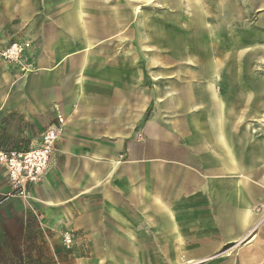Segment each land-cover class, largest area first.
Instances as JSON below:
<instances>
[{"label":"crops","instance_id":"obj_1","mask_svg":"<svg viewBox=\"0 0 264 264\" xmlns=\"http://www.w3.org/2000/svg\"><path fill=\"white\" fill-rule=\"evenodd\" d=\"M20 1V14L29 19L39 2ZM154 1L43 0L47 12L58 16L60 30L53 31L46 45L51 59L74 46L82 49L61 69L76 75L77 91L62 81L61 72L29 75L23 123L28 120L37 126L38 134L31 135L26 147L0 146L4 151L34 148L51 113L64 117L47 171L31 196L45 216L58 215L92 256L136 260L213 254L210 241L218 246L238 243L258 225V235L264 237V125L251 124L254 118L264 122V91H247L243 99L239 95V102L246 104H236L232 91L222 97L214 93L219 62L209 60L198 73L184 66L190 61L187 51L200 40L211 41L220 55L219 48L227 41L222 19L237 17L232 0ZM256 1L247 0L250 7L260 6ZM162 7L174 17L147 16L146 12ZM132 16L138 46L149 53L146 60L155 91L149 95L143 88L141 61L131 47H125L134 37L125 33L117 35L116 46L127 55L123 62L135 82L116 84L119 91H86L84 82L92 74L89 65L98 58L92 50L98 31L121 32ZM238 38L231 44L246 41L252 48L264 47L263 37L239 34ZM159 44L171 47L170 56L180 63L177 70L159 66L154 50ZM172 75L175 81L166 78ZM161 77L167 79L162 84ZM2 81L0 77L1 95ZM130 81L139 87L137 91H131ZM8 107L0 104V119ZM180 111L186 113L184 128L176 126L174 118L169 129L162 126L167 113ZM138 126L142 136L136 137ZM26 134L20 128L17 137L27 138ZM180 137L186 142L185 151L178 149ZM198 241L202 245L195 248ZM262 252L260 257L254 250L247 258L239 256L244 260L240 264H264Z\"/></svg>","mask_w":264,"mask_h":264},{"label":"rangeland","instance_id":"obj_2","mask_svg":"<svg viewBox=\"0 0 264 264\" xmlns=\"http://www.w3.org/2000/svg\"><path fill=\"white\" fill-rule=\"evenodd\" d=\"M158 1L154 2L157 4ZM257 1L260 6L250 7L247 0H232L231 8L237 17L235 20L222 19L223 35L227 41L223 47L219 48L220 55L215 54L211 41L200 40L201 42H197L187 51L190 61L184 65L188 70L198 73V69L209 60L219 62L220 79L215 76L217 81L214 84V93L222 97L225 91H232L234 99L237 100L236 104L238 102L240 105L246 104V100L239 102V95L243 99L247 91H264V47L260 45L252 48L246 41L233 45L230 41L239 42V34L248 38L251 36L264 38V0ZM37 2L39 4L34 6L29 19H25L20 14V8L23 6L20 0H0V49L12 44L26 46L24 52L14 61L6 62L0 59V77L3 79L1 86L4 90L3 95L0 91V104L9 106L6 108L8 112H5L4 118L0 119V146L26 147L31 144V135L38 134L37 126L28 120L26 125L23 123L27 118L25 94L30 91L29 75L49 71L61 72L62 81H66L67 86L77 91L76 75L72 72H63L61 69L66 67L69 60L80 56L82 49L74 46L66 55L51 59L53 55L48 52L46 45L51 38L53 39V31L60 33L57 24L58 16H51L47 12L48 6H43V0H37ZM156 9L157 11L146 12L147 16L174 17L171 14L173 12L165 7ZM130 12H132L131 8ZM135 25L136 19L132 16L130 24L126 25L121 32L110 30L101 35L96 29L98 38L92 50L98 53L96 54L98 58L89 65L92 74L86 77L84 82L86 91H119L116 84H126L128 79H133L127 73V65L123 62L127 55L122 53L119 46H116L117 35L125 33L127 37H134L133 41L127 42L125 47H131L141 61L144 73L142 86L149 95L153 94L156 81L151 77V70L148 68L146 56L149 53L140 50ZM30 49H33V53L32 51L30 53ZM154 50L158 52L159 66L162 69L171 71L179 68V61L170 56V46L159 44L155 45ZM230 56H232L231 59ZM44 58L47 61L46 64L43 62ZM42 68L45 71H42ZM166 78L175 81L173 75ZM166 78L161 77L158 82L162 84L167 80ZM196 81V79L193 80V82ZM133 82H135L134 79ZM130 84L131 91H137L139 87L136 83L130 81ZM7 88L8 91H5ZM58 117L65 121L62 115L51 113L48 127L56 124ZM165 117L162 126L166 129L172 125L170 123L172 118L175 119L176 126L184 128L187 125L184 111L178 112L177 115L167 113ZM258 121L260 122L259 118H254L251 124L264 125V122ZM19 126L21 132L24 130L27 133V138L17 137ZM139 132L138 126L134 129L136 137L142 136ZM185 143V140L180 137L178 149L185 151ZM34 186L30 188V195ZM260 228L259 225L254 227L251 233L245 234L238 243L218 246L215 244L216 241H210L209 248L213 254L141 256L136 257V260L135 257L130 256L115 257V259L107 256H92L89 254L87 244L80 237L77 238L73 230L66 229L60 223L58 215L45 216L44 211L36 205L32 196L26 198L14 193L0 167V264H226V262L240 264L244 260H240L239 256L243 259L247 258L251 250H254L258 257L263 254L264 237L258 235ZM66 234L71 236L69 242L64 240ZM199 242L195 248L202 245H199Z\"/></svg>","mask_w":264,"mask_h":264},{"label":"built area","instance_id":"obj_3","mask_svg":"<svg viewBox=\"0 0 264 264\" xmlns=\"http://www.w3.org/2000/svg\"><path fill=\"white\" fill-rule=\"evenodd\" d=\"M25 47V45L12 44L0 49V59L12 62L24 52ZM57 119L56 124L41 131L36 147L24 151L0 150V167L13 192L17 195L30 198V188L38 183L45 174L65 123L61 117ZM70 237L66 234L65 242H69Z\"/></svg>","mask_w":264,"mask_h":264},{"label":"bare ground","instance_id":"obj_4","mask_svg":"<svg viewBox=\"0 0 264 264\" xmlns=\"http://www.w3.org/2000/svg\"><path fill=\"white\" fill-rule=\"evenodd\" d=\"M195 38V37H194ZM192 43H194V42H192ZM246 260V259H245Z\"/></svg>","mask_w":264,"mask_h":264}]
</instances>
